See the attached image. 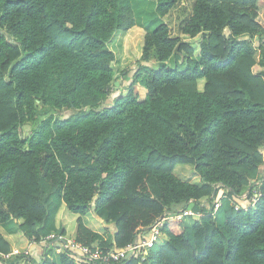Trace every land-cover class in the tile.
<instances>
[{
    "label": "trees",
    "instance_id": "obj_1",
    "mask_svg": "<svg viewBox=\"0 0 264 264\" xmlns=\"http://www.w3.org/2000/svg\"><path fill=\"white\" fill-rule=\"evenodd\" d=\"M185 1L0 0V257L51 234L120 250L167 212H206L218 185L259 181L254 207L171 221L122 264H264V0ZM118 35L140 41L119 88ZM38 264L76 263L48 249Z\"/></svg>",
    "mask_w": 264,
    "mask_h": 264
},
{
    "label": "built area",
    "instance_id": "obj_2",
    "mask_svg": "<svg viewBox=\"0 0 264 264\" xmlns=\"http://www.w3.org/2000/svg\"><path fill=\"white\" fill-rule=\"evenodd\" d=\"M252 184L254 185L249 186L244 193L240 195L234 194V196H230V191L227 188L218 185L212 200L207 199L202 202V207H205L206 212L201 210L194 211L191 208L167 212L150 228L144 230L138 236L136 242L120 250L106 251L100 247L83 246L73 239L58 234L47 236L41 243L46 246V249H54L56 254L71 253L76 264H122L132 258H140V260L145 261L148 251L163 240V229L171 221H181L189 217L199 220L207 215L215 217L224 199L230 200L236 210H239L240 207L244 209L254 207L263 196V192L258 188L259 181H253ZM19 252L15 250L12 254L4 257L7 259Z\"/></svg>",
    "mask_w": 264,
    "mask_h": 264
},
{
    "label": "rangeland",
    "instance_id": "obj_3",
    "mask_svg": "<svg viewBox=\"0 0 264 264\" xmlns=\"http://www.w3.org/2000/svg\"><path fill=\"white\" fill-rule=\"evenodd\" d=\"M132 2L133 3H136V2L140 3L139 0H132ZM185 3H186V5L189 6V11H190V9L192 8L193 2H189L188 0H186ZM185 3H183L182 5H185ZM180 11H181V7L178 10L173 11V13L168 18H166L162 21L163 23H169L170 24L173 35H175L177 33L176 26H177L178 22L180 21L179 18L181 19ZM148 22H147V24L139 22L140 27H142L143 29H145L147 31L148 30L152 31L154 29V26L151 25L150 21H148ZM151 26H152V28H151ZM123 36L124 35L116 36L112 40L111 44H109L110 48L112 49V51L117 56L116 69L118 70L117 71L118 72L117 73L118 78L116 80V84H120V82L122 81V77H121L120 73H122L124 70H127L128 68H131L132 66H134V64H136L137 61L140 59V56L138 55L140 41H138L135 44V47H134L135 52H134L132 47H131L132 45H128L127 48L125 47V45H122V37ZM136 39L141 40V36L138 37V35H136ZM129 48L132 51L129 50ZM119 87H120V85H119ZM31 130H32L31 127H26L24 129V134L27 135ZM174 172L180 178H182L184 180H188V181H191L193 183H198L200 181V178L198 177V175H196V173L193 170V167L190 165H178ZM190 225H192V224L190 223Z\"/></svg>",
    "mask_w": 264,
    "mask_h": 264
},
{
    "label": "crops",
    "instance_id": "obj_4",
    "mask_svg": "<svg viewBox=\"0 0 264 264\" xmlns=\"http://www.w3.org/2000/svg\"><path fill=\"white\" fill-rule=\"evenodd\" d=\"M118 87L119 86H117V88ZM85 219H86V223L90 226V228H92L93 230L97 232H101V229L99 228L100 226L95 224L94 220L97 219L95 215L93 214L89 215ZM98 221L102 223V225L105 226V222L103 220L98 219ZM4 229L9 233H15L17 231V225L14 222H10L4 226ZM47 250L48 249H46V246L44 244L31 242L30 245L28 246V249L23 252H19L16 255H12L11 257L7 259L0 257V264H12V262H14L16 257L18 256H24L23 257L24 259L21 260L20 264H27V263L31 264L32 262L38 264V262H40L46 255ZM56 260H57V257H56Z\"/></svg>",
    "mask_w": 264,
    "mask_h": 264
},
{
    "label": "water",
    "instance_id": "obj_5",
    "mask_svg": "<svg viewBox=\"0 0 264 264\" xmlns=\"http://www.w3.org/2000/svg\"><path fill=\"white\" fill-rule=\"evenodd\" d=\"M116 86H119V84H116Z\"/></svg>",
    "mask_w": 264,
    "mask_h": 264
}]
</instances>
